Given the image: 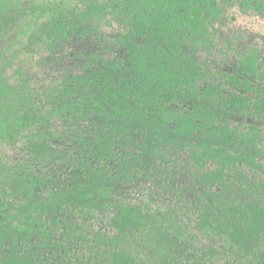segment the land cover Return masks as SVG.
<instances>
[{"label": "rangeland", "instance_id": "rangeland-1", "mask_svg": "<svg viewBox=\"0 0 264 264\" xmlns=\"http://www.w3.org/2000/svg\"><path fill=\"white\" fill-rule=\"evenodd\" d=\"M7 2V10L0 12V69L1 80L14 95L0 117L11 123L25 114L39 116L92 98L95 85L89 90L75 85L71 77L82 74L86 64L108 78L124 73L133 61L127 45L129 36L135 38L130 30L148 21L141 0L127 14L120 0ZM257 4L203 3L199 23L176 30L171 35L174 43L156 40L166 52L177 45L176 54L187 70L199 73V95L165 93L160 104L166 102L177 114L189 113L197 104L201 109L208 106L212 126L251 138L230 149L241 155L237 162L218 165L198 158L196 138L184 146L173 138L155 143L151 126L158 114L141 117L133 111L134 117L125 121L131 136L117 148L129 154L116 150L105 161L87 155L90 168L83 167L76 150L84 152L89 138L82 141L79 130L86 128L88 136L110 131L106 115L111 107L97 110L92 99L82 117L73 113L29 123L0 141V200L11 203V216L19 206L34 204L33 218L38 221L21 231L4 224L8 240L1 241L0 264H9L11 246L17 248L16 264H114L115 251L126 259L119 264H167L168 255L173 264H246L252 251L264 247V239L251 238L245 249L230 225L234 215L241 217V212L264 202V115L250 108L247 114L231 112L214 103L233 88L226 74L260 85L264 97V0ZM51 7L62 12L73 8L84 17L61 39L30 40L37 15ZM94 9L104 12L94 14ZM245 62H252L255 72L248 74ZM15 97L22 99L14 105ZM135 154L140 156L134 159ZM122 156L125 167H120ZM89 187H99L89 199L69 198L71 192ZM121 209H133L137 217L119 222Z\"/></svg>", "mask_w": 264, "mask_h": 264}, {"label": "trees", "instance_id": "trees-1", "mask_svg": "<svg viewBox=\"0 0 264 264\" xmlns=\"http://www.w3.org/2000/svg\"><path fill=\"white\" fill-rule=\"evenodd\" d=\"M141 1H143L149 10L144 11V16L149 22L147 21L145 26L139 23L140 27H134V29L130 30V35H134L135 38L132 39L129 36L127 38V45L130 48L129 56L133 61L123 69L124 73L117 72L116 76L114 73L112 74L114 75L112 77L114 79H112L108 78V75L103 72L93 71L90 64L84 65V72L79 75L74 74L71 80L74 81L75 85L84 86L85 88L87 86L89 90H92L91 86L95 85L94 89H96V92H92V98H88L84 102H72L66 107L54 108L52 111L39 116L25 114L12 123L4 117H0V141L12 138L13 130L15 131L19 128L24 130L29 123H47L53 117L69 116L73 115V113L82 117L81 111L86 109L87 101L92 99L97 110H102L104 106L108 105L111 107V111H108V115H106L107 120L111 122H107L110 131L106 132V134L94 132L88 136L86 128L83 132L81 129L79 130L78 136L79 138L80 136L82 137V141L89 138V144H87V149L84 152L80 147L76 150L77 155L81 156L80 163L83 167L90 168V165L88 166L86 163L87 155L89 157H97L98 159L102 158L105 161L113 155L112 152L118 150V147L121 148L123 146L124 141L130 135L129 129L126 126L127 122L125 121L131 120L134 117L133 111L141 117H145L146 114H152L153 112L158 114V119H155L151 126V131L155 135L152 136L151 133V137L154 138L155 143L173 138L176 144L184 146L188 143V140L196 138L197 142L193 147L194 155L198 158L213 159L218 165H223L226 161L232 163V165L237 162V158L241 155L234 152L235 150L231 151L230 149L234 146L233 144L239 141H246L247 135L236 136L240 132L226 127L222 129L221 126H212L209 122L212 116L210 114L212 113L208 106L201 109L199 104H197L189 113L177 114L175 110L170 109L166 105V102H164L165 105L160 104V101L164 99L165 93L174 92L185 97L199 95L196 83L199 73L197 69L187 70L185 61H181L176 54L177 45H172V48L166 52V50L157 44L156 40L159 38L165 43L168 41L174 43L175 41H172L171 35L176 30L188 26L192 27V25L199 23L198 12L200 6L206 2L209 5L215 6V0ZM238 1L243 5L253 3L256 8L258 5V0ZM120 3L124 8L122 10L123 8L120 7L122 8L121 11L127 14L135 4L139 6L140 0H120ZM7 7V0H0V12L7 10ZM65 10L62 12L61 9H53L51 7L47 11L39 13L36 20L37 26L34 32H31L30 40L46 37L47 40L53 41L56 38L61 39L67 36V31L74 30L73 28L79 25V21L83 19L84 15L76 13L73 8ZM93 12L94 14H99L104 12V10L94 9ZM138 39H141L142 42ZM243 66L244 69L250 70L249 72L247 71L248 74L252 71L255 72L252 62H245ZM2 74L3 71L0 69V112L10 107L8 101L14 95L13 89L8 87L5 81L1 80ZM226 79L233 88L227 90L226 93L222 92L214 103L232 110L231 112L236 111L247 114L245 111L250 108L253 114L264 115V97H259L262 93L261 90L259 91L248 79L237 76L236 73L234 75L226 74ZM92 81L94 84H91ZM207 91L213 90L207 89ZM16 96L21 95L18 94ZM15 98L14 105L19 103V99H22L21 97ZM132 102L133 104H130ZM171 123L173 125H170ZM206 133H208L210 138L206 136ZM247 140L251 141L252 139L248 137ZM142 143L145 144V142ZM118 151L121 153V149ZM121 154L126 156L129 153L122 152ZM124 156L119 157L120 167H125L123 165ZM139 156L135 154L133 158L137 159ZM95 190H99V187L84 188L75 193L71 192L69 198L73 202H81L89 199L93 193L95 194ZM55 196L57 197V195ZM10 206L11 203L9 201L0 200V244L1 241L5 240L7 242L8 240L3 237L4 224L15 225L14 228L21 231L32 229L34 220L35 222L38 221V219L33 218V210L36 207L34 204L29 205V207L19 206L16 208L13 216L8 212ZM240 216L234 215L232 217L234 222L230 223V225L231 227L235 226V230L233 231L238 234L244 248L246 249L247 245L251 246V238L263 242L264 202L251 206L249 210L241 212ZM135 217H137V214L133 209H121L119 222L125 223ZM15 238L17 239L18 237ZM258 250L251 252L252 255L247 259L246 264H250L249 262L251 261L255 264H264V247ZM119 253L123 254L119 251H115L113 254L112 262L114 264L126 261L123 256L120 257ZM257 253L260 254L259 257L256 256ZM9 254V264H16L15 259L18 255L16 246L10 247ZM167 264H173L172 257L169 255Z\"/></svg>", "mask_w": 264, "mask_h": 264}, {"label": "flooded vegetation", "instance_id": "flooded-vegetation-1", "mask_svg": "<svg viewBox=\"0 0 264 264\" xmlns=\"http://www.w3.org/2000/svg\"><path fill=\"white\" fill-rule=\"evenodd\" d=\"M237 76H240V75H237ZM242 77V76H241ZM243 78V77H242ZM248 78V77H247ZM244 79H246V78H244ZM249 81V80H248ZM250 82V81H249ZM251 84H253L252 82H250ZM254 86H256L257 88H258V90L260 91V85H255V84H253ZM263 95H262V93H261V95L259 96V97H262Z\"/></svg>", "mask_w": 264, "mask_h": 264}]
</instances>
